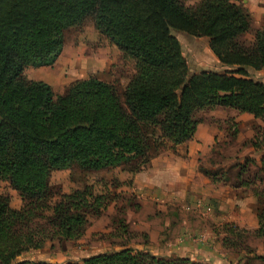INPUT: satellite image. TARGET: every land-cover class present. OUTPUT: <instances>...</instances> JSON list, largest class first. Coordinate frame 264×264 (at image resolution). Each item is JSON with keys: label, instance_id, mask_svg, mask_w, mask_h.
I'll use <instances>...</instances> for the list:
<instances>
[{"label": "trees", "instance_id": "obj_1", "mask_svg": "<svg viewBox=\"0 0 264 264\" xmlns=\"http://www.w3.org/2000/svg\"><path fill=\"white\" fill-rule=\"evenodd\" d=\"M87 18L134 63L136 73L122 98L114 85L96 77L56 95L48 83L25 75L29 67L53 65L65 31ZM251 25L231 0H199L193 6L182 0H0V180L25 203L14 210L0 197V264H53L20 258L47 242L82 238L89 217L108 207L109 198L92 187L54 201L55 171L98 172L146 162L151 150L146 127L176 148L195 138L196 116L203 110L231 109L264 123V84L250 73L264 70V28L245 41ZM174 33L207 38L226 71L191 75ZM251 145L262 153L264 171V126ZM254 193L263 203L255 235L264 239V189ZM66 264L199 263L124 249Z\"/></svg>", "mask_w": 264, "mask_h": 264}, {"label": "rangeland", "instance_id": "obj_2", "mask_svg": "<svg viewBox=\"0 0 264 264\" xmlns=\"http://www.w3.org/2000/svg\"><path fill=\"white\" fill-rule=\"evenodd\" d=\"M182 1L193 6L199 0ZM231 1L250 16L252 33L244 40L251 41L253 33L264 28V0ZM174 35L182 45L191 75L202 70L226 71L212 53L207 38ZM135 73L134 63L87 18L65 31L62 52L53 65L29 67L25 75L29 80L48 83L56 95L63 94L73 82L96 77L114 85L122 98ZM250 73L264 84V70ZM211 114L206 111L196 116L201 140L206 139L208 129L216 128L209 145L194 141L177 150L165 145L154 128L146 127L151 144L146 162L135 160L98 172L77 167L55 171L51 178L54 201L92 187L95 194L109 198V205L101 216L89 217L82 238L47 242L42 250L20 260L30 256L34 262L81 263L93 256L130 249L166 261L264 264L256 260L264 257V239L255 235L263 203L254 193L264 189V171L262 153L251 145L264 123L233 112H222L223 119L211 118ZM168 161L172 165L185 162L180 181L186 180L187 187H178V175L161 168ZM154 162H158L155 170ZM242 182L249 186H241ZM162 186L166 193H159ZM2 196L9 199L14 210L25 206L20 194L0 180Z\"/></svg>", "mask_w": 264, "mask_h": 264}, {"label": "crops", "instance_id": "obj_3", "mask_svg": "<svg viewBox=\"0 0 264 264\" xmlns=\"http://www.w3.org/2000/svg\"><path fill=\"white\" fill-rule=\"evenodd\" d=\"M206 111H209V112H211V113H213V114H211L210 116H212L211 118H215V119H223V116H222V112H233V113H235V114H238L239 116H241V117H243V116H245V115H247V116H250V115H248V114H240V113H238V112H236V111H234V110H231V109H224V108H221V107H217V108H215V109H213V110H203V111H201V112H206ZM201 130H200V128H199V126H198V131H197V133H196V136H195V138L192 140V141H190V142H188V143H186V144H183V145H181V146H177L175 149H177V150H179V148H181V147H183V146H188L189 145V143L191 144V143H193L194 141H200V142H202V144H204V145H209L210 143H212V141L214 140V138H215V135H216V128H210V129H208V132H206L207 133V136H206V139H204V140H201L200 139V135H199V132H200ZM185 151H187V150H185ZM190 156H192L193 157V155H192V153L190 154ZM166 161V160H165ZM162 163H164V161L162 162ZM169 163V161L168 162H166V164H164V165H162L161 166V168H163V170L164 171H168L169 172V174L170 175H172L173 173H175L176 175H178V177H177V182L175 183L178 187H180V185H183V186H185V187H187V181L185 180V182H183V181H180V177L183 175V173H184V170L183 169H185V168H182V166L185 164V162H184V164H175V165H172V164H168ZM154 165H155V167H154V169L153 170H155L156 168H158V167H156L157 165H158V162H154L153 163ZM166 167V168H165ZM165 168V169H164ZM186 168H187V166H186ZM158 187V186H157ZM174 186H172V187H168V188H173ZM162 188H164V189H161V190H159L160 192L159 193H166L167 192V190H165L166 188L165 187H163L162 186ZM184 189H186V188H184ZM183 189V190H184ZM172 193V192H171ZM29 254H31V252L30 253H26V254H24L21 258H25L24 256H26V255H29ZM31 259V257L29 256V257H26V260H30ZM30 261H32V260H30Z\"/></svg>", "mask_w": 264, "mask_h": 264}]
</instances>
